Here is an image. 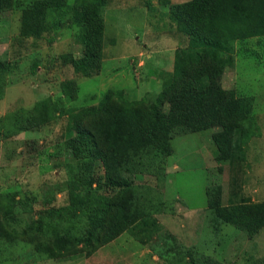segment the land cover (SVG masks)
Returning a JSON list of instances; mask_svg holds the SVG:
<instances>
[{
	"label": "rangeland",
	"instance_id": "374dc122",
	"mask_svg": "<svg viewBox=\"0 0 264 264\" xmlns=\"http://www.w3.org/2000/svg\"><path fill=\"white\" fill-rule=\"evenodd\" d=\"M5 1L6 7L21 1L39 9L35 37H21L20 10L0 8V62L8 66L0 84V264H264V35L234 42L232 64L221 74V89L248 103L245 118L214 119L204 130L173 137L163 176L134 175L131 183L143 197L132 199L131 207L103 183L104 170L96 163L95 201L127 209L114 216L115 235L106 241L103 225L102 244H69L51 259H35L45 236L35 220L44 210L91 209L84 196L95 184L88 189L65 182L77 125L97 120L104 98L106 107L134 102L146 108L187 39L167 18L173 0ZM88 13H95L99 30L97 45L96 38L90 42L98 55L90 74L71 64L84 56L81 29L90 27ZM222 127L235 132L233 148L216 160L213 141ZM250 131L246 142L240 133ZM206 193L213 208L233 206L234 219H214ZM148 201L157 210L149 215L156 227L146 239V233L128 229L143 211L149 214ZM113 214L109 208L105 219Z\"/></svg>",
	"mask_w": 264,
	"mask_h": 264
},
{
	"label": "trees",
	"instance_id": "16d2710c",
	"mask_svg": "<svg viewBox=\"0 0 264 264\" xmlns=\"http://www.w3.org/2000/svg\"><path fill=\"white\" fill-rule=\"evenodd\" d=\"M10 3L8 9L20 10L19 36L35 37L37 4L26 6L21 1ZM6 4L7 1L0 0L2 11L7 8ZM256 11L259 19L256 18ZM166 15L186 37V46L174 51L172 71L166 75L154 99L148 100L146 108H137L134 102L106 107L104 98L96 108L100 117L89 121L88 125H77L68 145L65 182L73 187L88 185V189L95 184L84 196L90 201L91 209L79 213L71 205L44 210L35 220V225L45 234L43 240L38 241V248L35 246V259H51L53 254L73 244L92 249L102 244L98 232L103 225L107 227L106 235L109 236L106 241L115 235L114 216L118 211L127 209L124 205L115 206L107 202L100 206V199L95 201L98 179L93 169L96 163L104 170L103 183L112 191L116 189L124 195L128 207H131L132 199L136 201L138 197H143L136 190L139 187L131 183L134 175L163 176L164 158L172 153L170 140L173 137L204 130L207 122L214 119L246 117L243 115L248 103L244 99L228 96L221 89L220 80L223 69L232 64V44L264 35V0H189L168 6ZM85 17V23L90 27L84 25L81 29L84 56L71 64L74 69L83 68L85 73L90 74L97 69L98 58L92 53L90 42L96 38L97 45L99 30L95 28V13H88ZM7 68L6 64L0 62V84ZM160 107L166 112L160 113ZM234 133L222 127L217 140L213 141L216 160H224L229 149L233 148L229 141ZM240 134L247 142L252 131ZM143 188L145 192L151 190ZM205 196L214 219L222 216V222L226 223L228 217H234L231 212L233 206L219 207L220 211L217 206L213 208L207 193ZM153 203L148 201L145 205L149 214L143 211L144 215L139 220L129 224L130 232L146 233V239L152 233L156 224L149 215L157 210ZM109 208H114L115 214L106 220ZM78 225L82 227L76 228ZM58 226H61V232L56 235ZM75 229L78 231L73 233Z\"/></svg>",
	"mask_w": 264,
	"mask_h": 264
},
{
	"label": "crops",
	"instance_id": "0c3cea01",
	"mask_svg": "<svg viewBox=\"0 0 264 264\" xmlns=\"http://www.w3.org/2000/svg\"><path fill=\"white\" fill-rule=\"evenodd\" d=\"M173 1L176 2V4H180V3L187 2L189 0H173Z\"/></svg>",
	"mask_w": 264,
	"mask_h": 264
}]
</instances>
